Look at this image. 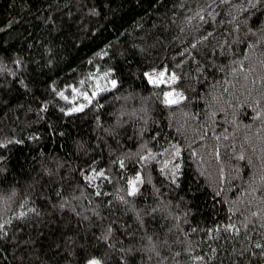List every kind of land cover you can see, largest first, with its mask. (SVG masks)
<instances>
[{
    "label": "trees",
    "instance_id": "1",
    "mask_svg": "<svg viewBox=\"0 0 264 264\" xmlns=\"http://www.w3.org/2000/svg\"><path fill=\"white\" fill-rule=\"evenodd\" d=\"M236 2L238 0H233V3ZM188 3L194 7L195 0H188ZM91 7L101 10L103 17H90L87 9ZM69 11L73 14L71 20L67 16ZM172 11H176L173 0H0V56H23L28 68L33 70L30 75L37 81L39 88V91L34 87L31 93H26L12 77L8 78V82L0 83V139L15 136L24 140L23 144L9 145L3 152L7 160L0 167L7 168L8 172L4 174L7 182L0 184V195L10 191L9 186L13 185L17 187L18 195L9 208L16 211L24 196H28L30 207L37 208L40 213L38 216L30 215L22 222L13 218L9 233L18 237V242H8L6 249L0 244V264H70L67 259L69 253L57 249L56 245L63 249L66 237L76 239L85 233L89 236L92 233L99 235L100 217L95 215L93 209L101 212L105 223L114 221L116 238L113 243L116 244V252L112 255L115 256L120 247L136 246L132 254L135 264H264V255L255 247L256 241L264 243L262 222L251 217L256 222L249 223L247 233L240 225L245 217L264 206V181L260 179L264 176V115L256 117L253 108L246 105L242 110H234L232 106L237 100L243 102L244 99L255 104L258 89H251L252 95H248V91L251 79L264 71L257 63L258 60H264V46L251 52L244 43L233 44L225 52L217 49L212 54L213 67L207 68V72L212 75L198 74L195 62L186 60L178 71L188 73L192 87L189 96L198 93V98L186 109L176 111L175 115L170 116L166 112L161 114L159 107L153 106L148 116L143 139H149L153 129H159L168 142H179L184 146L186 183L182 182L180 188L171 192L164 185L161 191L171 202L174 214L191 209L186 220L181 215L179 220L173 221L171 216L164 213L158 214L156 220H149L147 229L150 235L155 233L153 240H167V246L158 249L161 256L146 249L141 250L147 240L141 239L142 232L135 231V217L131 210L123 211L125 206L119 202H115L111 208L98 206V198L90 195L94 190L82 179L80 170L86 169V162L90 161L93 153L100 152L101 159H107L108 156V149L101 142L107 138L97 129L95 122L87 116L65 119L62 121L64 136L49 139L44 127L46 121L37 120L36 100L47 98L42 95L44 88L39 82L48 76L62 81L68 73L65 65L74 60L72 67L78 69L87 57L104 44L119 41L123 45V34L128 36L129 47L136 44L144 49L138 53L139 56L157 61L165 58L169 63L176 64L181 59L179 53L187 46L181 45L176 37L187 41L191 36L180 33L177 26L171 23ZM185 14L180 10V15ZM49 15L65 22L63 33L51 31L50 25H45L42 18ZM218 19L227 21L230 17L226 12H221ZM68 23L72 24L71 28L67 26ZM80 24L85 26L84 31L97 24L99 27L97 31L84 36L77 31ZM216 28L220 34L217 39L227 35L225 29L230 30L227 22ZM73 35L80 37L83 46L78 44L75 48L71 47ZM49 42L56 47L65 45L68 48L63 53L65 59L61 61L64 71L58 77L55 70L49 71L41 59L44 54L41 45ZM245 56L249 59H245ZM233 61L242 63L244 69L254 65L255 71L249 76L248 83L239 64ZM9 67L15 65L9 62ZM221 67L223 71H220ZM233 68L237 69L235 73L232 72ZM144 95L147 96V92ZM118 107L113 105V109ZM260 107H264V100ZM184 111L196 115L185 116ZM211 111L216 112L215 117L211 116ZM234 111L239 112L237 124L231 122ZM109 112L101 113V117L110 123L114 117ZM56 115L50 108L48 118L55 120ZM122 119L128 120V116ZM169 121L172 127L167 126ZM144 123L137 117L125 125L128 131L119 138L125 149L136 150L135 144L139 140H130L128 137ZM36 129L43 131L45 138L29 140L28 136ZM201 136L204 138L200 139ZM217 136L220 137L219 141L216 140ZM107 142L117 147L111 140ZM161 143L165 148L168 147L164 140ZM80 144L84 148L78 147ZM187 144L197 151L196 156L191 155ZM217 147L219 158L214 151ZM87 148H91L92 152L85 154ZM240 151L244 153V160L237 156ZM53 159L63 162L59 170L60 175L64 176L63 182L49 179L46 173L40 171L41 161ZM248 160H251L250 164ZM221 169L224 172L222 182ZM161 179L153 173V182L157 186ZM252 188L256 191H252ZM150 190L148 186L147 191ZM104 191L114 192L115 189L109 186ZM74 196L77 199H72ZM63 197L69 198L72 206L81 213L79 217L71 208L53 211L51 205L59 203ZM85 216L88 218L83 219ZM0 217L12 218L11 212L4 209L3 201H0ZM229 223L240 227V233L225 232L223 226ZM123 225H127V230ZM217 227L220 229L218 232L215 230ZM192 228L196 229L195 233L191 231ZM208 229L213 231L208 232ZM127 232H133L134 235L129 236ZM246 236L252 239L248 240ZM186 247H192L194 251L189 254L184 251ZM170 250L181 255L173 258L169 254ZM253 252L256 255H252ZM196 255L203 256L204 262L190 258ZM161 257H168V260H162Z\"/></svg>",
    "mask_w": 264,
    "mask_h": 264
},
{
    "label": "snow or ice",
    "instance_id": "2",
    "mask_svg": "<svg viewBox=\"0 0 264 264\" xmlns=\"http://www.w3.org/2000/svg\"><path fill=\"white\" fill-rule=\"evenodd\" d=\"M173 8L176 11L171 13V23L177 26L180 33H187L191 36V39L187 41L179 36L176 37L180 40L181 45H187L179 53L181 59L176 64L169 63L165 58L157 61L139 56L138 53L143 52L144 49L136 44L129 47L127 45L128 36L123 34V45L119 41L115 44L111 42L104 44L103 47H99L91 56L87 57L78 69L72 67L74 60L65 65L68 68V73L64 75L62 81L48 76L46 80L39 82L44 88L42 95L47 98L36 100L38 106L35 109L37 120L44 119L46 121L44 127L49 139L53 136H64L62 121L65 119H80L87 116L95 122L97 129L104 134L107 140H111L113 144L117 145L114 148L107 140H102L104 148L108 149L107 159H101L100 152L93 153L90 161L86 162V169L80 170L82 179L87 181L94 190L90 195L98 198V206L111 208L115 202H119L125 206L123 211L131 210L133 212L136 223L135 231L142 232L141 239L147 240V244L142 245L141 250L146 249L155 253L156 256H161L158 249L166 247L167 240H153L155 233L150 235L147 229L149 220H156L160 213L171 216L173 221L179 220L181 215L186 220L191 209L174 214L171 209V202L161 191L164 185L168 186L169 192L180 188L182 182L186 183L187 181V173L184 167L183 145L179 142H168L159 129H153L149 139H143L147 119L153 110V106H158L161 114L166 112L172 116L175 115L176 111L186 109L192 101L198 98V93L189 96L192 87L188 73L182 70L178 71L186 60L195 62L198 74L212 75V73L207 72V68L213 67L212 54L217 49L225 52L232 48L233 44L244 43L251 52L259 46H264V0H238L236 3H233V0H195L194 7L189 6L188 0H173ZM180 10L187 14L180 15ZM221 12H226L230 19L227 21L218 19ZM87 13L90 17H103V12L96 7L88 8ZM72 15L71 11L67 13L69 20H71ZM42 19L45 25H50L51 31L63 33L64 21L53 18L51 15ZM225 22L229 25L230 30L225 29L227 35L217 39L216 37L220 34L217 32L216 26ZM67 26L71 28L72 24L68 23ZM84 27L83 24H80L77 31L88 36L97 31L99 25H94L87 31H84ZM71 40L72 48L78 44L83 46V41L79 36L73 35ZM41 47L44 48V54L41 56L44 65L48 67L49 71L55 70L58 77L64 71L61 61L65 59L63 53L68 51L67 46L56 47L52 42H49L42 44ZM6 51L7 49H5ZM244 58L249 59L248 56ZM9 62L15 67H9ZM233 63L239 64L240 69L244 72L245 82L248 83L249 76L255 71L254 65L250 66L249 69H244V65L239 61H233ZM257 63L264 69V60H258ZM223 70L221 67L220 71ZM32 71L21 55L0 56V83L8 82V78L12 77L13 81L18 83L26 93H31L34 87L39 91L37 81L30 75ZM236 71V68L232 69L233 73ZM251 89H258L255 104L244 99L243 102L237 100L232 106L234 110H242L245 105L253 108L256 117L259 118L264 115V107H260L261 101L264 100V71L251 79L248 95H252ZM144 92H147V96L144 95ZM213 99H215L214 96ZM113 105H119V107L113 109ZM50 108L57 113L55 120L48 118ZM109 110L112 111L109 112ZM103 112H109L110 116L114 117L112 122L102 120L101 113ZM183 114L185 116L196 115L188 111H184ZM125 115L128 116V120L122 119ZM215 115L216 112L211 111V116L215 117ZM238 115L239 112L234 111L232 123H238ZM137 117L145 123L140 125L132 133V136L128 137L130 140L134 138L139 140V143L135 144L136 150L132 151L125 149L119 138L127 133L128 130L125 125L128 124L129 120L134 121ZM153 122L158 123V121ZM167 126L172 127L170 121ZM177 131L179 132L180 129ZM43 138H45V133L40 129L34 130L28 136V139L32 141ZM203 138V136L200 137V139ZM161 140L168 143V147L165 148ZM216 140L219 141L220 137L217 136ZM23 143L24 140L15 136L0 139V164L7 160V156L3 152L9 145ZM78 147L84 148L82 144ZM186 147L192 156L197 155V151L192 148L191 144H187ZM214 151L216 157L219 158V148H215ZM88 152H92V149L87 148L85 154ZM237 156L240 160L245 159L243 151L238 152ZM248 163L250 164L251 160H248ZM62 167L63 162L56 159L40 162V171L46 173L49 179H54L56 182L64 181V176L60 175L59 172ZM6 172H8L7 168L0 167V184L7 182V176L4 175ZM154 172L163 178L159 181V186L153 182ZM220 179L221 182L224 179L222 169ZM260 179L264 181V176H261ZM253 182H255L254 177ZM109 186L115 191H104V188ZM148 186H150V192L147 191ZM9 188L10 191L0 195L4 209L10 211L12 217H0V244H3L5 249L8 247V242H18V237L9 233V226L13 225L14 222L13 218L22 222L27 220L30 215H40L37 208L30 207L31 202L28 196H24L23 201L18 204L17 210L12 211L9 205L17 197L18 189L13 185H10ZM251 190L256 191L255 188ZM216 194L219 195V192ZM57 195L59 196L60 193ZM82 195L83 193H81ZM72 199H77V197L74 196ZM51 207L54 212L57 209L71 208L76 216L81 215L72 206L68 197H63L59 203H54ZM185 208H188L187 203H185ZM93 211L97 217H100L99 235L92 233L89 236L85 233L76 239L66 237L64 248L61 249L60 245H56V248L69 253L67 259L70 260V264H135V256L132 254L136 251V246L120 247L118 253L115 256L112 255L113 252H116V244L113 243L116 238V230L113 228L114 221L105 223L101 212L96 209ZM251 217H256L261 221V227L264 228V206L258 207L256 211L251 213V216L240 221L245 233H247L249 223L256 222ZM87 218V216L83 217V219ZM176 226L179 227V225ZM122 227L127 230V225ZM215 230L220 231L219 227ZM223 230L239 234L241 228L236 224L229 223L223 226ZM191 231L195 233L196 229L192 228ZM207 231L211 232L213 229ZM127 235L133 236L134 233L127 232ZM185 235L187 236V233ZM246 238L252 239L251 236H246ZM255 247L260 249L261 255H264V243L256 241ZM184 251L190 254L194 249L186 247ZM169 254L173 258L181 255L180 252L172 253L171 250ZM252 255H256V253L253 252ZM190 258L200 262L205 260L200 255ZM161 259L168 260V257H161Z\"/></svg>",
    "mask_w": 264,
    "mask_h": 264
}]
</instances>
